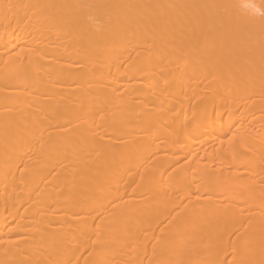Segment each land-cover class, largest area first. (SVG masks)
<instances>
[{"label":"bare ground","instance_id":"obj_1","mask_svg":"<svg viewBox=\"0 0 264 264\" xmlns=\"http://www.w3.org/2000/svg\"><path fill=\"white\" fill-rule=\"evenodd\" d=\"M264 0H0V264H264Z\"/></svg>","mask_w":264,"mask_h":264},{"label":"clouds","instance_id":"obj_2","mask_svg":"<svg viewBox=\"0 0 264 264\" xmlns=\"http://www.w3.org/2000/svg\"><path fill=\"white\" fill-rule=\"evenodd\" d=\"M245 7H246V5H245ZM254 9L260 16H261V13H264V9L257 8L256 6Z\"/></svg>","mask_w":264,"mask_h":264},{"label":"snow or ice","instance_id":"obj_3","mask_svg":"<svg viewBox=\"0 0 264 264\" xmlns=\"http://www.w3.org/2000/svg\"><path fill=\"white\" fill-rule=\"evenodd\" d=\"M246 7H252V8H255V5H246ZM261 17H264V13H261Z\"/></svg>","mask_w":264,"mask_h":264}]
</instances>
